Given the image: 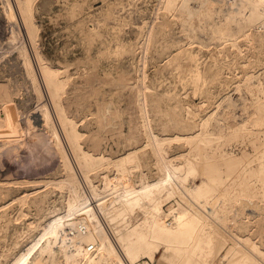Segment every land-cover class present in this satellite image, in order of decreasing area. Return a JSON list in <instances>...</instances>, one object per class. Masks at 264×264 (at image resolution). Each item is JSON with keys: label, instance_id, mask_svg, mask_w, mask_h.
Wrapping results in <instances>:
<instances>
[{"label": "rangeland", "instance_id": "374dc122", "mask_svg": "<svg viewBox=\"0 0 264 264\" xmlns=\"http://www.w3.org/2000/svg\"><path fill=\"white\" fill-rule=\"evenodd\" d=\"M31 2L34 41L18 0H0V264H13L29 249L22 264L116 261L104 258L108 238L100 243L82 238L77 250L69 245L77 255L66 261L64 247L69 246L62 243L81 236L79 230L68 235V227H83L86 233V224L96 218L88 220L77 207L55 239L47 232L57 216L67 214L69 198L63 181L68 168L52 126L121 255L100 202L106 206L124 184L141 185L166 175V186H173L175 195L164 202L163 219H172V203L207 222L209 230L197 236V264H218L238 235L264 251V16L238 31L226 6L242 5L241 0H173L170 7L166 0ZM192 7H209L210 18L189 16L186 10ZM243 9L247 13L249 7ZM225 20L230 33H215L211 26ZM38 53L64 82L58 100L80 133L81 148L112 159L138 148L124 172L107 159L89 169L96 193H90L44 85ZM41 105L49 110V123L41 119ZM203 172L221 183L205 195L190 193L187 185L199 182ZM218 194L220 200L214 199ZM142 216L136 210L131 223ZM245 244L260 261V251ZM162 251L160 246L155 259L139 256L135 263L147 259L156 264Z\"/></svg>", "mask_w": 264, "mask_h": 264}, {"label": "bare ground", "instance_id": "6f19581e", "mask_svg": "<svg viewBox=\"0 0 264 264\" xmlns=\"http://www.w3.org/2000/svg\"><path fill=\"white\" fill-rule=\"evenodd\" d=\"M241 1L242 5H234L232 7L230 6L231 4L229 6L227 4V10L225 8L226 11H231L233 13L234 24L238 31H243L247 25L252 24L254 21L264 16V0ZM18 4L26 24L28 34L34 41L37 34V24L33 20L34 5L32 6L31 0H18ZM166 5L168 7L172 6L173 0H166ZM246 6L249 7L247 13H245L243 9ZM186 11L189 12V16H192L194 14H202L204 16L209 15V18L211 13V9L209 7H206L203 10H196L192 7V9H188ZM211 28L215 33L222 35L224 33H230L229 31L232 26L225 20L220 24H213ZM24 60L26 65L28 66V70L30 69L29 72L33 71L31 61L26 54ZM38 64L40 68V70H38L41 72V75L45 82L44 85H46L52 102L55 105L54 108L56 107L57 109L58 117L60 119V122L64 126L66 136L69 142H71L70 144H72L71 146L81 167L82 175L88 182L90 193H96L97 188L89 177V169L95 166L97 167L98 165H102L104 163V160H108L112 161L117 166V168H120L122 172H124L128 169V163L137 158L138 148L130 149L119 155L117 158L113 159L103 154L95 156L91 151L81 148L78 140L80 133L75 127V123H73V120L66 114L63 106L58 100L64 83L63 80H61L58 76V70L44 61L39 53ZM31 74H33V72H31ZM35 76L36 75H34V77ZM197 76L199 77L200 75ZM40 114L41 119L44 120V123H49L51 121V115L47 106L43 105L41 107ZM38 119L39 118H37L36 120ZM67 122H70L72 124L70 129H67L65 126ZM50 130L51 136L62 158L63 164L68 168V173L63 178V181H66L68 183L69 188L67 214L63 216H57L56 219L52 221L50 227L47 226L49 227L47 232L54 236V239L58 236L62 228H64L63 226H66V223L68 224V222L71 220L70 216L74 212V208L77 207L78 210H81L80 214H82L83 217L88 218V220L89 218L92 219L93 216H95L96 218L95 221H90L86 224V226L88 225V230L86 233L81 232V236L77 234L78 237H73L69 242L67 241V239L69 238H66L65 242H63L62 244L65 243L67 247L69 245H72L71 247L77 250V248H80L78 246H80L82 238L87 241L90 240L89 243L92 241L100 243L103 239L108 238L109 242L105 245L106 256L104 258H109L112 261V257H116V261L114 264H127L124 258H126L130 263H135L139 259V256H148V258L155 259V252L160 250V246H162L163 251L157 258L156 264H197V254H201V251L198 250L200 244L197 236L200 233L209 230V228L207 227V222L198 212L192 211L190 209H176L172 207V203L168 205L169 213L171 212L172 214V219H170L169 221L163 219V204L175 195L174 187L166 186V183L169 179L167 175L163 178L144 182L141 185L124 184L122 193L119 192V194L116 195L110 203L105 206L104 204H102V202H100V213L103 215V219L107 220L110 224L114 232L112 234L115 235L116 239L119 242L118 244H120L121 246V250L124 255L123 257V255H121V253H119V251L115 249L113 241L111 242V235L107 233L108 230L105 229L103 222L100 220L101 217L99 218L97 216L98 213H95L93 205L91 204V198H89L88 195L89 193H87L86 190H83L81 186V184L84 183L82 181L83 178L80 179L83 183H80L77 175L73 174V165L69 160V157L67 155L68 152L66 153L55 127L52 126ZM198 134L199 133H197L196 135ZM198 136L199 140H204L203 135ZM103 178H105L106 180L111 179L107 174H103ZM119 180H121V178ZM109 183L111 182L109 181ZM220 183L221 179L219 177L217 178L215 176L209 175L207 172H203L200 181L196 183H189L187 185V189L192 194L205 195L209 191L216 189V186ZM222 193L223 191L220 192V194ZM220 194H218L217 196H213V198L220 200L218 199V197H220ZM136 210H140L143 213V216L141 220L132 224L131 219ZM209 225L211 226V224ZM111 237L113 239V236ZM240 239H243L244 243ZM245 242L250 243L251 247L254 250L260 251L262 256L260 261L255 258V256L253 255L254 252H251V250L246 246ZM71 247H64L65 251L71 252H64L66 254L65 259L68 263L73 262L77 255V251L75 252L70 250ZM29 251L30 249L24 252V255L20 256L13 264H22L23 259L27 256ZM92 262L96 264L97 260H94ZM149 263L150 261L148 262L147 259H144L142 262H137V264ZM218 264H264V251H262L256 245V243L251 240V238L242 237L241 235H238V237L234 236V239L228 244Z\"/></svg>", "mask_w": 264, "mask_h": 264}, {"label": "built area", "instance_id": "2783aa9c", "mask_svg": "<svg viewBox=\"0 0 264 264\" xmlns=\"http://www.w3.org/2000/svg\"><path fill=\"white\" fill-rule=\"evenodd\" d=\"M78 230L81 231V232H84V228L83 227H81V229H77L75 227H68L67 233H68V235H75V234L78 233Z\"/></svg>", "mask_w": 264, "mask_h": 264}]
</instances>
